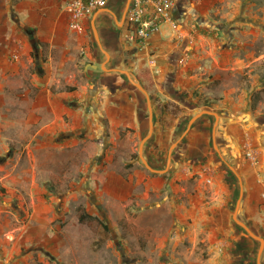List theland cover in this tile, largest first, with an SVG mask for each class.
<instances>
[{"label": "rangeland", "instance_id": "rangeland-1", "mask_svg": "<svg viewBox=\"0 0 264 264\" xmlns=\"http://www.w3.org/2000/svg\"><path fill=\"white\" fill-rule=\"evenodd\" d=\"M125 2L118 0L116 21L109 22L122 42L118 56L142 61L148 56L134 55L140 49L124 39L125 20L121 21V16ZM176 20V28L162 38L167 41L160 59L155 57L152 66L142 64L139 74L132 77L138 79V75L144 77L150 71L153 112L163 104L170 116L166 118L160 113L158 118L165 119L167 124L173 119L177 125L175 132L181 133L195 112L209 109L220 118L216 146L222 152L227 131L237 136L236 158L228 162L241 178L242 198L251 206L259 202L261 217H253L257 215L254 208L248 210L249 222L237 216L251 230L257 229L254 232L264 239V0H178ZM95 26L99 36L96 22ZM85 35L90 50L98 49L91 23ZM100 52L104 57L105 53ZM85 62H81L77 73L80 84H87L83 71L90 66H85ZM213 116L209 118L214 120ZM89 123L86 138L72 148L70 159L56 147L52 152L36 154L46 182L40 178L34 186L21 187L23 195L12 202L15 209H20L18 220L11 214H0V223L6 229L20 226L14 235L21 233V243L5 250L12 257L2 264H259L260 241L233 219L240 179L217 154L213 141L212 151L223 170V188L212 187L209 173H193L188 179L175 177V181L186 186L187 193H200L206 200L217 194L214 190L227 195L231 189L229 219L234 228L229 233L210 232L203 224H189L191 218L179 226L173 203L186 198L185 191L177 190L179 185L175 190L164 184L150 185L134 175L138 170L154 176L138 153L142 138L134 133L127 135V129L122 127L119 133L115 131L120 137L114 138L108 122L97 117ZM247 144L257 152L255 162L246 156ZM167 150L168 146L158 169L165 168ZM97 152L100 159L112 152L111 164L126 177L133 174V186L131 190L129 186L125 198L108 193L103 184L86 177ZM23 158L28 159V155L23 154ZM178 196L181 197L177 199ZM257 196L259 201L255 200ZM82 212L93 217L80 221ZM103 223L107 224V231ZM98 239L102 241L97 243ZM260 264H264V247Z\"/></svg>", "mask_w": 264, "mask_h": 264}, {"label": "crops", "instance_id": "crops-1", "mask_svg": "<svg viewBox=\"0 0 264 264\" xmlns=\"http://www.w3.org/2000/svg\"><path fill=\"white\" fill-rule=\"evenodd\" d=\"M66 1L0 0V214H11L17 220L21 212L13 207L12 202L23 195L21 187L34 186L40 178L46 182V174L42 173L36 162L37 153H49L56 147L66 152L67 159H70L69 153L86 138L87 127L94 117L108 122L114 138L120 137L118 133L121 127L127 129V135L134 133L141 138L149 131L145 95L124 72L111 69L122 68L129 71L131 76H136L143 65L149 64L148 58L141 61L138 58L131 60L124 55L118 56L120 49H123L122 42L112 32L109 24L110 19L116 21L118 0H107L105 7L113 13L99 8L97 11L100 12L94 21L99 29L102 47L109 53L108 58L106 54L101 57L102 49L99 45L98 49L90 50L85 31L93 15L84 24V33H76L69 28V14L64 9ZM177 10L178 0L174 8L176 19ZM31 31L40 42L37 46L32 42ZM167 32L168 30L155 36L152 41L154 57L157 59L162 55L161 49L167 41L162 38ZM137 53L147 56L146 50H138L134 55ZM82 61H86L85 66H90L83 71L87 84H80L77 79ZM92 61L96 66L90 65ZM67 86L75 88L69 90ZM148 91L150 93L152 90L149 88ZM172 99L176 101L173 97ZM161 108H156L153 112L152 134L143 145L144 155L153 168H158L166 146L169 149L186 129L181 133L175 132L177 125L173 119L171 124H167L165 119H159L160 113L166 118L170 116L163 104ZM209 115L212 114L204 113L196 118L178 140L172 150L167 172L150 171L154 174L150 176L135 170L134 175L138 176L139 181L156 186L164 184L175 190V186H181L175 181V177L188 179L193 173H209L212 187L223 188V170L212 151L211 142L213 141L217 154L229 164L228 159L236 158L237 136L229 130L231 135L228 137L227 131L225 138L223 136L226 143L222 152L216 146L220 118L216 123L215 115L214 120ZM232 125L237 127L234 123ZM115 131L118 133L115 134ZM114 142L117 143V140ZM23 154H27L28 159H22ZM93 157L95 164L86 177L90 178L91 172H100L104 177L101 183L104 190L120 198L129 195V186L130 190L133 186V174L126 177L111 164L112 152L106 153L102 159L99 152ZM104 160L109 163L104 164ZM166 165L167 161L165 168ZM90 179L95 183L99 182ZM179 186L177 190L182 189L186 195V198L173 203L179 226L191 218L192 222L189 224H203L210 232L229 233L234 228L229 219L231 189L227 195L214 190L217 194L206 200L200 193H187L186 186ZM146 194L148 195L147 192ZM258 199L257 196L255 200L259 201ZM166 204L167 202L164 203ZM258 204L259 202L254 206L247 205L246 199L242 198L238 213L241 219L249 222L247 213L253 208L257 213L253 217L259 219L261 214ZM18 229L20 226L6 229V225L0 223V264L6 263L7 257H12L11 252L5 251L7 248L11 250L21 243V233L17 237L14 235ZM255 230L257 231L254 228Z\"/></svg>", "mask_w": 264, "mask_h": 264}, {"label": "built area", "instance_id": "built-area-1", "mask_svg": "<svg viewBox=\"0 0 264 264\" xmlns=\"http://www.w3.org/2000/svg\"><path fill=\"white\" fill-rule=\"evenodd\" d=\"M106 5L107 0H67L64 9L69 14V28L76 33H84L86 21ZM175 5L176 0H130L124 21V39L138 49L146 50L151 66L156 61L152 48L154 37L166 30L173 31L177 26ZM245 153L249 160L256 161L254 147L247 144Z\"/></svg>", "mask_w": 264, "mask_h": 264}, {"label": "water", "instance_id": "water-1", "mask_svg": "<svg viewBox=\"0 0 264 264\" xmlns=\"http://www.w3.org/2000/svg\"><path fill=\"white\" fill-rule=\"evenodd\" d=\"M129 3H130V0H126V3H125V8H124V11H123V14L121 16V21H124L125 20V16H126V12H127V9H128V6H129ZM102 10H106V11H109V12H112V10H110L109 8L107 7H103L101 9ZM100 11H96L94 14H93V18H92V21H91V26L93 28V31L95 33V38L97 40V43L99 45V47L102 49V51L106 54L107 58L109 57V53L106 52L103 47H102V44H101V41H100V38L97 34V30H96V26H95V16L99 13ZM113 13V12H112ZM90 65L92 66H96L95 64L93 63H90ZM102 67L104 68V65H102ZM107 69V68H105ZM111 69H115V70H119L121 72H124L129 80L136 86L138 87L142 92L143 94L145 95V98H146V104H147V108H148V123H149V131L148 133L141 139V142L139 144V149H138V153H139V156L141 158V160L143 161V163L145 164V166L153 171V172H164L165 170L168 169V166L170 164V159H171V153H172V149L173 147L177 144L178 140L181 139L184 134L186 133V131L189 129V127L191 126V124L195 121L196 118H198L199 116H201L202 114L204 113H208V114H214L215 117H216V123L218 122V118H219V115L215 112V111H212V110H209V109H202L198 112H196L195 114H193L191 116V118L189 119L188 121V124H187V127L186 129L181 133L180 137L175 140L169 150H168V159H167V165H166V168L164 169H158V168H153L152 166H150L146 160V158L144 157L143 155V145L145 143V141L151 136L152 134V130H153V107H152V101H151V96H150V93L149 91L137 80V79H134L130 72L127 71V70H124L122 68H111ZM214 128V133H215V130H216V125L213 127ZM229 166L232 168V170L234 172H236V170L234 169V167L229 164ZM237 174V172H236ZM238 178L240 179V193H239V196H238V199L236 201V204H235V207L233 209V219L238 222V224H240L251 236H253L254 238H257L259 241H260V248H259V251H258V263L260 264V255H261V252H262V249L264 247V239L263 237L259 236L258 234H256L253 230H251V228L243 221V220H240L237 216L238 214V211H239V207H240V203H241V199H242V195H243V187H242V182H241V178L240 176L237 174Z\"/></svg>", "mask_w": 264, "mask_h": 264}, {"label": "trees", "instance_id": "trees-1", "mask_svg": "<svg viewBox=\"0 0 264 264\" xmlns=\"http://www.w3.org/2000/svg\"><path fill=\"white\" fill-rule=\"evenodd\" d=\"M30 35L32 37V42L34 43V46H37V44H39L40 42L37 39L34 38V33L33 32ZM151 77L152 76H151V73H150L149 70H147V74H145L144 77L138 76V79L141 82V84L145 88H147L148 90H149V88L152 89V84H151L152 83V80H151ZM68 88L73 89L74 87L73 86H69ZM90 178L95 179V180L99 181L100 183H103V181H104V177L102 176V174L100 172H91L90 173ZM89 217L92 218L93 216H91L90 214H87L85 212H82L79 215V220L80 221H84L86 218H89ZM103 229L105 231L108 230L107 224H104L103 223ZM100 241H102V240L98 239L96 242L99 243Z\"/></svg>", "mask_w": 264, "mask_h": 264}, {"label": "flooded vegetation", "instance_id": "flooded-vegetation-1", "mask_svg": "<svg viewBox=\"0 0 264 264\" xmlns=\"http://www.w3.org/2000/svg\"><path fill=\"white\" fill-rule=\"evenodd\" d=\"M175 14H176V12H175Z\"/></svg>", "mask_w": 264, "mask_h": 264}]
</instances>
